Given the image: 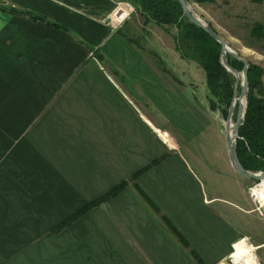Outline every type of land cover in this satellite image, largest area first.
<instances>
[{
	"label": "crops",
	"instance_id": "0c3cea01",
	"mask_svg": "<svg viewBox=\"0 0 264 264\" xmlns=\"http://www.w3.org/2000/svg\"><path fill=\"white\" fill-rule=\"evenodd\" d=\"M123 1L0 0V264H264L204 74Z\"/></svg>",
	"mask_w": 264,
	"mask_h": 264
},
{
	"label": "trees",
	"instance_id": "16d2710c",
	"mask_svg": "<svg viewBox=\"0 0 264 264\" xmlns=\"http://www.w3.org/2000/svg\"><path fill=\"white\" fill-rule=\"evenodd\" d=\"M126 1L135 6L136 11L142 16L143 22H154L169 33L180 58L194 62L203 70L210 107L215 109L218 107V104H222L223 107L221 110L224 116H226L227 108L232 99L235 79L231 72L226 70L219 61L220 48L222 47L220 43L204 29L186 18L178 0ZM196 1L205 2L207 0ZM208 1L210 2L212 0ZM250 1L260 3L263 0ZM8 10L14 11L15 9L8 8ZM25 14L33 19L39 18L44 20V18L33 13L27 12ZM250 34L258 39H264V24L255 22L252 28H250ZM226 58L233 68L239 71L242 69L243 63L240 60L229 54H226ZM247 76L250 86L248 89V104L238 132L237 156L244 168L252 171H260L264 170V88L262 83L264 70L259 65L249 62ZM260 182L264 185V180ZM124 185L125 181L113 186L104 195L92 200V202L85 204L70 217H67L59 227L68 225L72 220L87 212L94 204L115 195ZM152 206L159 212L154 204ZM162 219L177 235L178 239L189 247L186 239L173 226L169 219L164 215H162ZM190 252H192L191 254L199 264H204L192 248H190Z\"/></svg>",
	"mask_w": 264,
	"mask_h": 264
},
{
	"label": "rangeland",
	"instance_id": "374dc122",
	"mask_svg": "<svg viewBox=\"0 0 264 264\" xmlns=\"http://www.w3.org/2000/svg\"><path fill=\"white\" fill-rule=\"evenodd\" d=\"M250 2V0H212L210 2L208 0L205 2L189 0V3L192 6L193 12L196 17H199L201 20L207 23H211L216 31L229 42L232 48L237 50L243 57L247 59V61L259 65L264 70V39H258L250 34V28H252L253 24L257 22L258 19L256 18V14L254 12L249 11ZM260 12H262L264 15V3L260 6L257 13V15L260 16L259 18H262L261 16L263 15ZM260 22L264 24V16ZM194 66L195 68H191L195 77L199 76V72H202L204 74L203 70L199 66H197L196 64ZM196 68H199L197 69L199 72L195 70ZM262 83L264 88V76H262ZM238 93L239 92L237 87V94ZM222 107V104H218L217 108L219 110L220 116L223 119V121H220L219 134L220 136H222L223 134L225 152L226 155H228L225 130L226 116H224L221 110ZM234 119L235 111L230 120V124L233 123ZM214 151L215 153L213 152V150H210L209 155L220 154L217 148H214ZM256 181L258 180L251 179V183L248 186L256 183ZM260 186L264 187L261 182ZM261 223H264V221ZM261 223L258 224L259 228H263ZM254 262L255 264L256 262L260 264L258 262V259H256V261Z\"/></svg>",
	"mask_w": 264,
	"mask_h": 264
},
{
	"label": "water",
	"instance_id": "95a60500",
	"mask_svg": "<svg viewBox=\"0 0 264 264\" xmlns=\"http://www.w3.org/2000/svg\"><path fill=\"white\" fill-rule=\"evenodd\" d=\"M184 15L186 18L194 23L195 25L204 29L210 36H212L217 42L220 43L222 46L220 48V63L231 72V74L235 77V85L233 88L232 99L230 100L231 103L227 109V114L225 118V130H226V143H227V151H228V158L232 168L238 174L247 177L252 180H260L264 179V170L260 171H252L244 168L240 163L238 156H237V140L239 138V128L243 122L246 107L248 104V89H249V82L247 76V69L249 66V62L245 57H243L237 50L232 48L229 42L224 39L212 26L211 24L201 20L199 17L193 12L192 6L190 5L188 0H178ZM226 54L233 56L234 58L240 60L243 63L242 69L239 71L233 68L228 61L226 60ZM239 85V93L237 94V87ZM242 99H244V104L242 105ZM237 101L236 110H235V119L233 123L230 124L231 116L234 112L235 104L234 102ZM231 261L228 259V262Z\"/></svg>",
	"mask_w": 264,
	"mask_h": 264
},
{
	"label": "built area",
	"instance_id": "2783aa9c",
	"mask_svg": "<svg viewBox=\"0 0 264 264\" xmlns=\"http://www.w3.org/2000/svg\"><path fill=\"white\" fill-rule=\"evenodd\" d=\"M135 6L131 4L130 2L123 1L122 6L117 10V13L121 19L129 18L130 15L135 12ZM259 183L256 181V183H253L252 185L248 186L246 191H247V196L251 199L253 202V208L252 210L256 211L257 214H259L260 217L264 219V202H261L259 198H257L258 195H256L255 187ZM230 260L232 258H229ZM232 261V260H231ZM241 264V263H239Z\"/></svg>",
	"mask_w": 264,
	"mask_h": 264
},
{
	"label": "bare ground",
	"instance_id": "6f19581e",
	"mask_svg": "<svg viewBox=\"0 0 264 264\" xmlns=\"http://www.w3.org/2000/svg\"><path fill=\"white\" fill-rule=\"evenodd\" d=\"M241 102H242V105H243L244 104V99H242ZM235 103H237V101H235L234 104ZM235 109H236V104H235V107H234V111H235ZM233 115H234V112H233L232 116ZM232 116H231V118H232ZM262 180H264V179H260L259 181H262ZM255 191H256V195H258L257 198H259L261 202H264V187L260 186V182L257 183V185L255 187Z\"/></svg>",
	"mask_w": 264,
	"mask_h": 264
}]
</instances>
